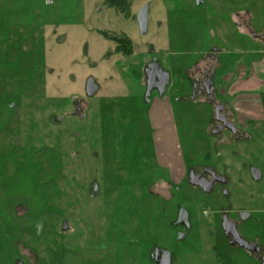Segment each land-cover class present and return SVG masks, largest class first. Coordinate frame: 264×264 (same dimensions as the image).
Wrapping results in <instances>:
<instances>
[{
  "label": "rangeland",
  "instance_id": "374dc122",
  "mask_svg": "<svg viewBox=\"0 0 264 264\" xmlns=\"http://www.w3.org/2000/svg\"><path fill=\"white\" fill-rule=\"evenodd\" d=\"M129 1L134 17L149 5L146 35L131 15L107 9L104 0H0L3 113L10 114L16 104L23 122L39 126L45 123L43 115L68 118L54 122L45 165L31 159L28 166L2 160L8 149L0 146V264H15V258L19 264H151L150 239L166 243L169 239L174 249L169 219H163L166 210L174 216L163 201L174 190L169 187L171 170L165 162L162 167L155 161L154 130L146 118L150 103L145 100V79L143 83L140 79L141 63L148 56L158 58L173 76L165 97L174 104L180 169L201 163L208 155L210 163L232 180L228 200L221 192L206 198L198 192L196 203L189 204L192 188L183 185L182 194L174 193L176 200L200 212V220L215 218L217 206L234 218L240 211L250 213V220L240 221L239 231L264 248V120L257 118L247 129L251 139L238 142L229 131L224 137L210 135L211 103L184 102L191 92L187 77L210 46L222 48L230 58L240 50L238 64L246 70L254 56L250 52L263 61L264 38L254 43L246 26L249 20L254 34L264 37V0H205L207 6L201 8L193 0ZM104 32L126 33L133 40L134 54L114 56L115 45L101 36ZM117 60L129 70H116ZM257 74L264 82V65ZM88 76L100 85L91 99L84 88ZM224 92V86L218 88L216 99L225 101ZM252 93L264 96V85ZM43 97L50 101L46 104ZM151 97L160 96L154 91ZM130 116L132 123L127 121ZM44 147L38 142L27 146L38 153ZM252 168L263 173L261 180L253 178ZM94 182L100 191L93 196ZM8 199L27 211L21 206L12 220L3 208L4 203L10 206ZM204 206L210 210L207 217ZM175 248L177 264H259L255 256L228 245L220 232L204 225Z\"/></svg>",
  "mask_w": 264,
  "mask_h": 264
},
{
  "label": "flooded vegetation",
  "instance_id": "af4514ba",
  "mask_svg": "<svg viewBox=\"0 0 264 264\" xmlns=\"http://www.w3.org/2000/svg\"><path fill=\"white\" fill-rule=\"evenodd\" d=\"M193 1L198 8L207 6V3L205 0H203V3L199 6L197 5L195 0H193ZM106 8L109 9L107 6H106ZM110 9L111 10L112 9L117 10V8H112V7ZM141 9L138 10L137 15L135 17L131 15V18L137 21V17H138L139 12L141 11ZM137 23H138V21H137ZM246 27L248 28L247 30L249 32H251V34H253V36H254L253 41H259L262 38V37L257 38L259 35L254 34V31L249 26V21H248ZM222 28H223V25H222ZM223 32L225 33V29ZM104 33H106V32H104ZM122 33L127 35L124 32H118L115 34L121 35ZM146 34H144V35H146ZM101 36L104 38V36L102 34H101ZM216 36H218V35H216ZM104 39H106V38H104ZM110 42H112L115 45V47L113 48V51H112L114 56L119 55V56L124 57V55L117 52V50L119 48H122L124 46V43L123 42H115V41H110ZM132 42H133V40H132ZM225 42H227V39L224 40V43ZM146 52H149V53L152 52L153 53V51H151V49H150V51H149V49H147ZM234 53H235V50L232 52V54H234ZM241 57H242L241 53L236 54L235 57L232 58L233 59L232 64L235 65V63ZM110 58H111V56H110ZM155 58L154 57L149 58V56H148V58L145 59V61L143 63H141L142 75L140 76V79H141L142 83L144 82V79H145V89L147 88V80L149 77L152 78L153 85L155 87H157L163 82V77L165 76L164 73H162L160 68H158L156 65H153ZM228 60H229V56L225 50H223L222 48H218L216 46H213V45L210 46L208 49V52H206L204 55H202L199 58V60L194 62V66L196 67V69L194 70V73L192 74V76L187 77L189 82H191V87H190L191 92L189 93V95H187V97L184 98V102H189V101L199 102L200 101L201 104H203L205 102L211 103L213 106V110H212L213 116H211L212 129L210 130L211 131L210 135L217 136V137H224V135H223L224 131H229L232 134L233 139L240 142L243 139H246V138L248 139V137L246 135L242 134V131L239 130V128L236 124V121H235V112L233 110H231L229 103H226L225 101H221V99L217 100L215 97V95L218 91V88H217L218 81L219 80L223 81L225 76H227L222 71H224L227 67V64H229ZM254 61H255L254 59L250 60V67L252 66ZM157 62L159 64H161L164 72H167L170 75V83H169V86L167 87V90H168V88L172 84L173 76L170 72H168L164 68L163 63L159 62L158 58H157ZM115 66H116V70H118V71H124V70L128 71L129 70L128 68H122L124 66V63L119 61V60L115 61ZM90 77L91 76H88L87 81ZM87 81H86V85L84 87L86 96H87V92H86ZM97 84H98V82H97ZM99 87H100V85H99ZM154 91H156L158 93L157 90H154ZM166 94H167V91L163 96H160L158 93V95L160 97H154L153 100H152V97H150L149 100L146 99V97H145V100L147 101V103H150V105L148 107L149 110L147 112L146 118H147V121H150V124L152 125V128L154 130L153 144H154V148L156 151L155 153L157 156L155 161L158 163L159 166H162V167H163L162 162L163 163L164 162L165 163L172 162L177 167V168H175V170L170 169L171 174L169 175V180H170L169 187H174L173 188L174 190L170 189L169 194L167 196L168 199L163 200V201H166L168 203V205L171 207V211L174 212V216H173L171 212L168 213L166 210V213H164L165 216H163V219L168 217V219H169L168 227L171 229V232L174 233V242H173V248L174 249L170 248L171 241L169 239H167V243H166V240L162 241V242L158 241L159 242L158 243V242H153L150 239L149 240V248H148V259H149L151 264H162L163 261H165L164 263H166V261H168L170 264H177L178 260H177L176 254L174 252L176 249L175 247H176L177 243L181 239H187L189 237V235H191V233L194 230H196L199 226H202V225H204L205 228L212 227L216 232H220V234H222L224 236L226 243L228 245H231V242L233 241V236H231V235L228 236L226 234V230L223 227L224 226L223 223L225 221V225H226L227 229L232 228V225L230 223L236 224V227H237V230H238L240 237L245 239L246 241H248L240 233L239 227H240V221H242V222L248 221L252 217L251 214L248 213L249 217L246 220H243L241 214L246 213V211H244V212L240 211L237 213L238 218L237 217L234 218V217L230 216L229 211H227L223 207L218 208V206H217V210L215 212L217 215L216 218H213V219H210L207 221L205 219H201L202 220L201 221L199 219V216L202 218L201 213L198 212L199 213L198 214L196 211L193 212V210L191 209V206L190 207L187 206L190 203H192L194 205L197 201V198H199V197L203 196L204 198H206L205 196L209 197L212 194H215L218 192H221V194H223L225 196V198L228 200L229 194H228L227 187L229 185V177L224 174L223 170L219 171L218 165L213 166L210 163L211 158L208 155L204 156L203 162L196 163V164L194 163V164L190 165V167L184 169L181 173L180 166L178 165L179 158L181 160V153L178 152L179 157L174 156V154H175V148L174 147H177V148L179 147L178 128H177V123H176V119H175L176 117L172 116L168 119L163 117V114H164L163 109H165L166 106L170 108L171 113H172L173 108H174V104L172 103L171 97H165ZM202 96H204V97H202ZM201 97H202V99L199 100V98H201ZM43 98L44 99H42V100H44L46 102V104L50 101L48 97H43ZM80 100H82V99L80 98ZM80 100L78 99L76 101L77 102V108L79 110H80V106H81ZM4 107L5 106L3 105V99H1V97H0V108L2 109L0 112V113H2V116L0 117V122H1L0 146H1V148H3L4 151L6 148L8 149L5 152L6 153L5 157H2V160H6V159H10L9 161L15 160L16 163H20V164L22 163V165H25V166L26 165L28 166L30 159H31V162H36V163H38V165L47 164L48 160L44 156L48 155L47 151H48L49 146L46 142L48 140H51L50 136L53 134V126H54L55 120L57 123H62L64 118L66 120V118H67L66 115L65 116H59L57 119H55V117L52 114L46 115V116L43 115L45 117L44 125H42V126H39L38 124L28 125L25 121L23 122V119L21 116V111L17 110L16 104L13 105L12 110H10V112H9L10 114L3 113L6 110V109H4ZM220 108H222V109L220 110L219 113H217V110ZM25 112H27V111H25ZM74 112H75V110H74ZM157 113H160V114L163 113V114H161V115L158 114V116H157ZM172 115H174V114L172 113ZM127 121H130V123L134 122V121H132L131 116ZM172 122H173V127L169 129L168 125L172 124ZM25 124L27 125L26 127L23 126ZM66 131H67V129H65V131H63L62 134L65 135ZM22 134L23 135L26 134V135H24L25 138H24L23 144L20 143V138H21ZM59 134H61V133H59ZM64 139H65V137H64ZM36 142H38V144H40V145H45V147L43 148V152L38 153L37 149H35L37 151H35L34 149H33V151H31L29 148H27V146L32 148L34 143H36ZM66 142H67V140H66ZM96 143L98 144V141H94L93 146H96L97 145ZM78 144L80 145V140H79ZM46 147H47V149H46ZM29 152H31L32 154H35V155H39L40 157L35 158V159H34V156L29 157L30 155L29 156L27 155ZM76 155L77 154H74V156H76ZM6 156H10V157H6ZM61 159H63V158H61ZM222 167H224V166H222ZM253 169H257V168H252L251 174H252ZM262 176H263V173H261V177L259 180H261ZM182 185L183 186H190L192 188V190L190 192L191 193L190 197H191L192 201H190L189 204H187L185 202L180 203L176 200L175 194L176 193H180V194L183 193L182 189H181ZM93 187H96V190H97L96 194L93 193ZM218 187H221L220 191H218ZM99 191H100V188H99L98 183L94 182L92 184V188H91V192L93 193V196L97 195L99 193ZM172 191H174V192H172ZM198 192L201 194V196H199V197L197 196ZM184 193H186V192H184ZM8 200H9L10 206H7L4 203L3 208L5 209L4 212L12 214V220H15L13 217V214H14V216L19 214L21 206L24 209H26L25 211H27L28 207L21 205V203L18 204L19 203L18 201H14L11 199H8ZM12 202H15V204H12ZM202 212L207 217L209 215L210 210L207 209L206 206H204V207H202ZM193 214H195V216ZM194 218H195V221L193 220ZM248 242L251 244H257L259 246V251L254 252V253H252L250 251H247V252H249L253 257L255 256V258L257 259L259 264H264V248H262L258 244V242H250V241H248ZM234 247H238V246H234ZM214 250L216 252V256L218 259L219 256H221V254L219 253L216 246L214 247ZM19 262H20V260L15 258L14 263L19 264Z\"/></svg>",
  "mask_w": 264,
  "mask_h": 264
},
{
  "label": "crops",
  "instance_id": "0c3cea01",
  "mask_svg": "<svg viewBox=\"0 0 264 264\" xmlns=\"http://www.w3.org/2000/svg\"><path fill=\"white\" fill-rule=\"evenodd\" d=\"M258 35L259 36L257 38H264L262 34L258 33ZM261 39L259 40L260 42H262ZM253 42L256 43L257 41ZM238 52H240V50H235L233 55L240 54ZM250 53L254 54L253 59L255 60L250 67V70H246L245 65L243 64L239 66V60L237 61L236 68H234V65L232 64L233 62L231 60L232 58L230 59L229 57V64H227L226 69L222 71L227 76H225L223 81L221 80L220 83H217V88H222L223 86L225 87V97L223 99L226 103H229L231 110L235 112L236 124L239 130L242 131V134L246 135L248 139H251V136L247 134V129L251 128V126H254V123L258 121L257 118L264 120V96L262 95L261 97L252 93V90L264 85L263 80L257 74L258 67L260 65H264V54L261 53V55H263V61H260V55H258L257 52L252 51ZM163 113L161 114H163L164 118L168 119L172 117L170 108L167 106L165 109H163ZM158 114L160 113H157V116ZM174 148V156L179 157V148ZM164 166H169L171 170H175L176 167L172 162H167ZM231 184L232 180L229 177V185ZM193 220L195 221V218Z\"/></svg>",
  "mask_w": 264,
  "mask_h": 264
},
{
  "label": "water",
  "instance_id": "95a60500",
  "mask_svg": "<svg viewBox=\"0 0 264 264\" xmlns=\"http://www.w3.org/2000/svg\"><path fill=\"white\" fill-rule=\"evenodd\" d=\"M195 1H196L198 6L203 3V0H195ZM137 21H138V25L140 27L141 33L146 34L148 31V26H149V5H145L141 9V11L138 14ZM153 65H156L158 68H160L162 73H164L165 76L163 77V82L157 87H155L153 85L152 78L151 77L148 78L147 88H146V99H148V100L151 97L152 92L154 90H157L159 95L163 96L166 93L167 87L169 86V83H170L169 73L164 72L161 64H159L157 62V58L154 59ZM98 91H99V85L96 83L95 78L90 77L87 81V87H86L87 96L89 98H92L98 93ZM221 109L222 108L218 109L217 113H219ZM252 175L256 180H259L261 177V173L258 169H253ZM93 193L94 194L97 193L96 187H93ZM241 215H242L243 220H246L249 217L248 213H243ZM230 224L232 225V228L227 229L226 225H225V221H224L223 227L226 230V234L228 236L229 235L233 236V241L231 242V246H238V247H240L246 251H250L252 253L259 251V246L257 244H251L248 241H246L245 239L240 237L238 230H237V227H236V224H232V223H230ZM164 262L165 261H163L162 264H170L168 261H166V263H164Z\"/></svg>",
  "mask_w": 264,
  "mask_h": 264
},
{
  "label": "trees",
  "instance_id": "16d2710c",
  "mask_svg": "<svg viewBox=\"0 0 264 264\" xmlns=\"http://www.w3.org/2000/svg\"><path fill=\"white\" fill-rule=\"evenodd\" d=\"M104 5L107 7L117 8L123 15L129 17L131 15V4L129 0H104ZM104 38L110 41L123 42L124 46L117 50L118 53L129 57L134 54V44L130 38L125 34L122 35H108L107 33H101Z\"/></svg>",
  "mask_w": 264,
  "mask_h": 264
}]
</instances>
